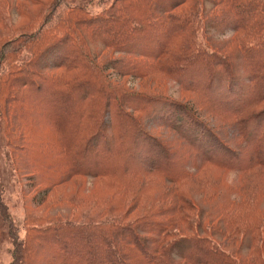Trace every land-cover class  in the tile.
Listing matches in <instances>:
<instances>
[{
	"label": "trees",
	"instance_id": "obj_1",
	"mask_svg": "<svg viewBox=\"0 0 264 264\" xmlns=\"http://www.w3.org/2000/svg\"><path fill=\"white\" fill-rule=\"evenodd\" d=\"M65 1L53 2L44 18L42 29L55 17L58 20L68 17L62 23L66 34L60 35L54 44L43 51L36 50L42 33L37 32L8 41L0 48V241H10V264H264V255L253 251L243 259L230 247L233 239H220L222 244H219L205 231L200 232L198 225L195 233H191L195 236L190 239L170 231L182 221L177 216L172 222V217L178 212L181 215L182 207H192L189 202L192 193L181 191L170 198V193L163 192L158 182L148 179L152 173L163 170L169 173L166 182L173 185L186 171L163 144L144 154L150 148L148 142L157 140L141 126V113L151 106L148 119L153 117L157 128L170 130L188 146L193 144L200 149L199 166L214 164L215 157H222L225 159L220 162L229 168L240 171L262 168L264 155L256 145L249 144L248 153L240 157L225 142H218L212 134L216 126L205 119L202 107L206 102L221 113L220 108L227 106V115L233 118L230 127L240 135L247 119L255 120V125L257 120H264L259 112L239 117L264 96V77H245L256 84L252 88L240 86V89L235 84L227 91L223 90L222 81L232 79L239 83V77H205L216 64L229 69L230 64L224 60L222 64L221 61L214 65L197 64L198 72L203 73L199 77H190V73L196 74L194 69L177 70L176 77L166 78L174 81L180 95L193 94L199 98V101L182 102L166 93L159 92L154 97L146 91L121 88L105 77L103 67L97 65L107 53L132 56L135 59L123 63L122 68L127 76L130 73L136 76L127 78L142 81L148 77H140L144 66L138 60L159 61L178 38L183 43L174 51L181 50L180 60L187 64L199 62L205 53L195 47L197 56L191 57L186 53L190 45H183L191 32L196 31L197 14L203 18L210 16L208 27L227 14L229 18H225L232 22L234 32L249 21L258 30L264 27V6L257 7L254 0H212V9L207 13L198 7L197 0H97L104 8L93 15L84 12L80 4ZM256 10L259 14L253 15ZM75 12L83 18H74ZM92 43H99L101 48L90 52ZM22 50L28 51L30 57L18 63ZM239 53L244 67L250 71L264 70V66L257 65L250 48H241ZM212 58L218 60L217 56ZM90 68L93 69L91 77L78 76L86 70L91 73ZM53 70H64L59 74L62 77L48 75ZM66 72H75V75L65 77ZM227 72L233 74L230 70ZM215 83L219 87H212ZM44 120L47 135L41 132L37 135L34 129ZM252 129L256 130L254 126ZM105 130L112 133L107 135ZM1 164L39 189L30 200L34 208L78 176L92 178L98 181L95 185L102 184L108 190L115 188L119 201L130 206L127 212L136 211L142 201L148 208H141V217L126 224L117 218L44 221L25 213L24 237L19 238L18 228L4 203L6 192ZM41 195L42 200L35 203ZM231 206L230 210L236 212L230 213L239 214L238 203ZM230 213L223 214L226 217ZM258 226V216H253L248 227ZM167 239L174 241L167 243Z\"/></svg>",
	"mask_w": 264,
	"mask_h": 264
},
{
	"label": "rangeland",
	"instance_id": "obj_2",
	"mask_svg": "<svg viewBox=\"0 0 264 264\" xmlns=\"http://www.w3.org/2000/svg\"><path fill=\"white\" fill-rule=\"evenodd\" d=\"M55 1L56 0H0V48L8 41L34 35L37 32L42 33H40L41 44L37 46L38 48L36 47V50L43 51L49 45L59 40L60 35L66 34L63 31L64 26L62 23L64 20H67L68 17L59 20L55 17V19L48 22L47 26L42 29L46 12L49 10V6ZM72 1L75 4H80L84 12H89V14L93 15L100 13L104 8V4L99 3L97 0H66L64 3L70 4ZM241 1L244 2L248 0ZM253 3H256L255 5L257 7L264 6V0H254ZM197 5L202 11L208 13L212 9V0H197ZM200 12L201 11H199V13ZM257 14L259 13L257 12L253 15ZM84 16H86V14ZM196 16L195 22L198 24L196 31L191 32L190 38L183 45H190V51L186 53H190L191 57L197 56V53L193 51L195 47L205 53L204 56H200L198 59L199 62L192 61L191 64H187L188 62L180 60L181 57L179 56L183 53L179 49L174 51L176 47H179L181 43H183V40L178 38L172 41L168 48V52L160 57L159 61H153L152 59L146 60L144 58L138 60V62L144 66V69L141 70L142 73L140 77H148L145 78V80L138 81L127 78L136 76L131 73L127 76L123 69V63L135 59L126 54L114 52L107 53L102 61H98V67H103V75L105 77H110L113 83L121 88L135 92L140 91L141 93H145L146 91L153 96L166 93L182 102L188 99L199 101V98L193 94H187L185 97L180 95L177 92L178 89L174 81L166 78L176 77L175 72L177 70L187 72L188 70L194 69L196 74L190 73V77H199V75L203 73L198 72L197 64L208 62L214 65L218 61L220 64V61L224 60L225 63L231 65H229V69L226 70L232 71L233 74L231 73L230 75L229 72L226 73L224 68L220 66L216 67V64L214 70H211L210 73H206L205 77H219L220 79H224L221 77H239V83L238 81H232V79L223 80L222 83L220 82L223 86V90L227 89V91L231 85L235 84L238 85L239 89L240 86L252 88L256 84V82H250L251 78L247 80L245 77H264V70L250 71L251 69L247 66L244 67L243 59L239 53L241 48H250L252 55L255 57L254 59L257 60V65L264 66V54H262V52H264V27L258 30L254 29L253 26L256 27L254 22L249 21L242 29L234 32L232 22L225 18V16H228L227 14L221 19H216V23H212L213 25L211 24L212 26L210 25L209 27L207 26L209 15H207L206 18H203L199 14ZM73 17L78 19L83 18L78 12H75ZM73 17L71 19H74ZM90 48V52L92 49L96 51V49L101 48V45L99 43H92ZM53 52L52 50L50 55H53ZM212 55L217 56L218 60H214ZM29 57V52L22 50L17 58V60H19L18 63H22ZM176 58L177 61L174 62ZM212 59L214 61H212ZM63 72L64 70H53L49 71L48 75L62 77V75L59 76V74H63ZM90 72L91 73L86 70L78 76L91 77L93 69L90 68ZM74 75L75 72H66L64 76L73 77ZM211 85L212 87H219L220 84L215 83ZM258 101V103L252 105L239 117L258 112L262 113V116H264V96L259 98ZM205 103H203L204 106L202 107V111L205 114V119L211 122V125L214 124L216 126V128H214L216 132L212 134L219 143L224 144L225 142L228 147L232 151H235L240 157L248 153L249 144L256 145L261 154L264 155V153H262L264 152V120H257L258 124L255 125V120L248 121L247 119L245 124H243L244 126H241L242 129L240 133L242 135L240 134V137L236 129L234 131V129L232 130L230 127L233 118L227 115V106L226 108H220L222 109L220 113L219 111L213 110V107ZM199 106H202L200 102ZM151 112V106H148L144 112L141 113V126L147 129L148 133L157 140V142H148L150 148L148 150L146 149V152L143 151L144 154L151 153L150 150L156 147H163L161 145L163 144L173 154V158H176L174 160L178 161L179 165L182 166L181 168L183 171L186 172L181 176L182 179L178 180L173 185H169L166 182L169 173L165 172V174L163 170L152 173L153 176L151 174L148 181L154 180L156 183L158 182L163 192L170 193V198L175 193L181 191H190L192 193L189 201L192 207L184 206L182 207L183 210L181 211V215L178 214L180 213L178 212L176 216L172 217V222L176 220L177 216H180L182 221L172 226L173 229H170V231L179 237L190 239L195 236H192L191 233H195L196 226L198 225L201 230L200 232L205 231L207 236L219 244H222L220 239L229 237L233 239L234 242H232V245H228L232 249L238 251L239 255H241L240 257L243 259H245L244 255H249V253L253 251H255L256 255H264V167H255L251 170L240 171L233 167L229 168L227 165L223 164L222 162L225 158L222 157H215L214 164L210 163L199 166L202 160L200 158V149L196 146L193 147V144L188 146L170 130L157 128L153 121V117L152 120L150 118L148 119V114ZM39 118L41 119L42 117ZM103 118L106 120L107 115H104ZM251 123L254 124L252 125ZM39 125V128L34 129L37 135L39 132L47 135L45 132L47 128L46 120H44V122L40 121ZM240 125H242V123H240ZM253 126L256 128L255 131L252 129ZM40 127L43 128L44 131H40ZM111 133V130H105V134L110 135ZM250 133L252 134L250 135ZM166 152L171 154L168 151ZM10 173L11 171L6 165L1 164V175L6 192L3 197L4 203L8 208L14 225L18 228L16 235L19 238L24 237L22 219L25 213L40 217L44 221L57 218L75 221L88 218H94L95 221H99V219L117 218L121 221L123 220L122 222L126 224L136 219L138 220V217H141V208L142 210L146 207L148 208V205L145 204L146 202L142 201L140 203L139 200L138 202L141 207L139 206L136 211L132 210V212H130L129 210L127 212L130 206L122 204L124 203L123 200L122 202L119 201L114 187V189L108 190L103 188L104 186L102 184L95 185L98 181L80 176L74 177L67 184L54 190L40 207L34 208V205L31 206L30 200L37 195L36 193H38L39 189H35L31 183L26 179H22L17 174ZM119 175L121 174H118V176ZM151 192L156 191L151 190ZM36 198L35 203L42 200V195ZM148 199L154 200V197H149ZM160 202L161 201H159V203ZM159 203L157 204L159 205ZM233 203H238V208L241 209V211H237L239 214L236 213L237 215L234 216V213H230V211H234L230 210L233 207L231 206ZM157 204L152 206L153 209L156 208ZM178 205H180V203ZM225 211L232 216L227 215L225 217L223 214ZM221 213L223 215H220ZM253 216H258L259 219V226L256 229L248 227L252 223ZM249 239L253 240L250 241ZM171 241L174 240L167 239V243ZM255 248L256 250H253ZM10 253V241H0V264H10Z\"/></svg>",
	"mask_w": 264,
	"mask_h": 264
}]
</instances>
